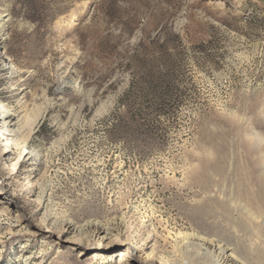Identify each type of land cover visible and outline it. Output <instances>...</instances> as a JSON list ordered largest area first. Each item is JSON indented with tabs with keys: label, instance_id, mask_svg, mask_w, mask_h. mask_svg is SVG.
Returning <instances> with one entry per match:
<instances>
[{
	"label": "rangeland",
	"instance_id": "rangeland-1",
	"mask_svg": "<svg viewBox=\"0 0 264 264\" xmlns=\"http://www.w3.org/2000/svg\"><path fill=\"white\" fill-rule=\"evenodd\" d=\"M0 103V264H224L264 213V0H0Z\"/></svg>",
	"mask_w": 264,
	"mask_h": 264
},
{
	"label": "bare ground",
	"instance_id": "bare-ground-1",
	"mask_svg": "<svg viewBox=\"0 0 264 264\" xmlns=\"http://www.w3.org/2000/svg\"><path fill=\"white\" fill-rule=\"evenodd\" d=\"M21 117H22V115H21ZM20 120H21V118L19 116V113L17 114L16 112H13L6 105L0 103V142H1V148H0L1 150L0 151L6 152L7 149H13L14 150L13 153H17V156H16L17 160H19V158H22L21 160L26 161V160L31 159V155L28 152H26V153L24 152L25 151L24 144H23V146L20 145L18 138H17L18 125L20 124V123L18 124V122H20ZM238 122H240V121H238ZM251 136H249V138ZM254 136L256 137V133ZM257 138H258V140H261V137L258 135H257ZM262 139H264V137ZM260 142H262V141H260ZM22 164L23 163L19 164V166L16 169V172L21 169V167L23 166ZM24 164L26 165V163H24ZM30 165H32V164H30ZM243 170H244V176L242 177V179H240L238 181V183L236 184V187L239 189V187L242 188V187H244V185H246V186H248L249 189L253 190L251 188V184H253L256 187V194L258 195L260 200L264 203V171L259 172L258 175L253 178L252 174H251V171H253V169L251 170V167L245 166ZM26 182L30 183V180L27 179ZM248 192H249V194L254 195L253 192H251V191H248ZM227 198H229V197H227ZM44 201L42 199L40 200L39 204L41 205V208L46 206V204H44L45 203ZM230 206H232V209H234V210H238V209L243 210L244 209V212L242 211L243 213L236 215L235 217L231 218V220H230V224H231V227L233 230L232 237H233V240L236 242V247L231 248V250H230L231 252L228 254H225L226 258H224V264H264V251H262L261 248H260L261 249L260 250L258 247V243H260V245L264 244V213L261 212V208H260V212H256L253 209H250L246 204H243V202L241 200H238V198H231V205ZM241 218H243V221L241 220ZM253 220L255 223L252 222ZM254 225H257L256 226V234L259 235V239L257 240L258 243H256V245L255 244L251 245L250 242H246V241H247V239H249L250 230L252 229V227ZM186 236H188V235H186ZM192 236H196V234L193 233ZM184 239H187V237H185ZM201 242H203V241L201 240ZM211 243H212V241H211ZM213 244L215 245V242ZM210 247H212V245H210ZM237 247H239V248H237ZM207 249H208V247H207ZM158 253H159V251H158L155 243H151L149 245V248H147L144 251L143 255L141 256V260H142L141 262L144 264H167L166 263L167 261L165 262L164 260L161 261L158 259L159 258ZM208 254L210 257H212V261L214 264H222L220 262V259H218V257H216L218 252L216 255H214L212 252V248H210V250L208 251ZM221 260H222V258H221Z\"/></svg>",
	"mask_w": 264,
	"mask_h": 264
}]
</instances>
